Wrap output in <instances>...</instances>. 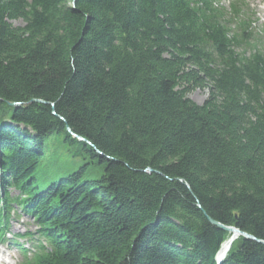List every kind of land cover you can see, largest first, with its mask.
<instances>
[{
    "label": "trees",
    "instance_id": "trees-1",
    "mask_svg": "<svg viewBox=\"0 0 264 264\" xmlns=\"http://www.w3.org/2000/svg\"><path fill=\"white\" fill-rule=\"evenodd\" d=\"M13 207L40 239L21 264H217L231 234L208 219L264 242L248 3L0 0V217ZM221 264H264V245L238 236Z\"/></svg>",
    "mask_w": 264,
    "mask_h": 264
},
{
    "label": "rangeland",
    "instance_id": "rangeland-1",
    "mask_svg": "<svg viewBox=\"0 0 264 264\" xmlns=\"http://www.w3.org/2000/svg\"><path fill=\"white\" fill-rule=\"evenodd\" d=\"M218 1L221 5L223 6H227V0H216ZM246 2H248L249 4V8L255 12L256 14V18L259 20L258 23L260 24H264V0H245ZM15 25H21L20 22H16L14 23ZM207 93L206 91H201V90H196L194 92H192L191 94L188 95V97L196 104H202L204 102V100L206 99ZM52 145V150L55 149V144H51ZM59 152V151H58ZM50 152L46 153V158L45 161L43 162L42 167L47 164L48 162V156H49ZM60 154V153H59ZM59 162H61V159H59ZM31 220V219H30ZM29 219H26L25 217L15 220V221H11L10 223V228L8 229L9 232L11 233H16V232H23V231H34V227L33 224L31 223ZM11 228H14V230H11ZM14 255V258H11L10 261L14 262V264H18L19 262V255L17 252H13L12 253Z\"/></svg>",
    "mask_w": 264,
    "mask_h": 264
},
{
    "label": "water",
    "instance_id": "water-1",
    "mask_svg": "<svg viewBox=\"0 0 264 264\" xmlns=\"http://www.w3.org/2000/svg\"><path fill=\"white\" fill-rule=\"evenodd\" d=\"M11 106H14V104H11ZM68 132L70 133V131L68 130ZM73 137H76V136H74L73 135ZM76 139L78 140V141H80V142H83L84 140L82 139V138H79V137H76ZM208 221H209V223L212 225V226H214V227H216V228H218V229H220V230H222V231H224V232H226V233H232L234 236H235V238H237L238 236H240V237H242V238H244L245 240H250V241H253V242H256V243H259V244H262V245H264V242H261V241H259V240H256L255 238H253L252 236H250V235H248V234H246V233H243V232H241V231H239L238 229H236V228H234V227H226V226H223V225H221V224H219V223H217V222H214V221H212V220H210V219H208ZM233 240V239H232ZM218 254V253H217ZM224 259V258H223ZM223 259H217V255H216V262H217V264H221L222 262H223Z\"/></svg>",
    "mask_w": 264,
    "mask_h": 264
},
{
    "label": "bare ground",
    "instance_id": "bare-ground-1",
    "mask_svg": "<svg viewBox=\"0 0 264 264\" xmlns=\"http://www.w3.org/2000/svg\"><path fill=\"white\" fill-rule=\"evenodd\" d=\"M231 234V237L228 238L221 246L218 254H217V259H223L226 255V253L228 252L232 242L236 239L235 236L232 234V233H229ZM233 239V240H232Z\"/></svg>",
    "mask_w": 264,
    "mask_h": 264
}]
</instances>
